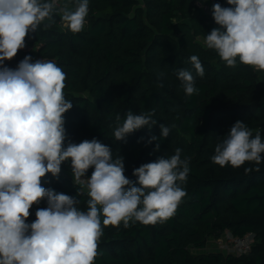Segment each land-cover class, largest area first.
Wrapping results in <instances>:
<instances>
[{"label":"trees","instance_id":"1","mask_svg":"<svg viewBox=\"0 0 264 264\" xmlns=\"http://www.w3.org/2000/svg\"><path fill=\"white\" fill-rule=\"evenodd\" d=\"M204 1L209 9L202 0H144L143 6H137L139 0H89L79 33L62 28L56 10L52 20L26 36L29 50L20 49L3 62L14 70L30 53L33 62L42 56L66 74L63 93L73 107L64 113L65 147L97 139L111 148L113 159L124 158L125 175L134 182V169L171 157L177 148L189 160L187 180L180 185L186 196L175 214L150 225L104 227L94 264H264V159L238 168L211 161L216 144L237 121L253 136L260 131L264 140V71L239 61L228 67L197 39L218 27L214 4L230 7L227 0ZM67 2L74 11L79 0ZM63 4L60 0L57 9L65 8ZM136 6L141 10L130 14ZM193 55L204 68L203 77L190 62ZM180 69L191 71L198 93L185 94L176 75ZM153 109L157 124L151 130L141 128L115 140L117 114L123 122L128 111ZM160 124L170 127L168 137L161 138ZM152 136L157 140L149 143ZM93 171L90 167L85 176L90 178ZM66 172H72L70 160L62 163L58 177L46 174L42 186L75 197L78 209L86 212L88 190ZM45 207L46 198L34 204L26 222H34L37 209ZM228 230L242 237L254 233L256 241L240 255L209 250V239Z\"/></svg>","mask_w":264,"mask_h":264},{"label":"clouds","instance_id":"2","mask_svg":"<svg viewBox=\"0 0 264 264\" xmlns=\"http://www.w3.org/2000/svg\"><path fill=\"white\" fill-rule=\"evenodd\" d=\"M227 4L230 7L212 6L218 27L207 34L206 46L228 67L239 61L264 71V0H227ZM56 9V0H0V264H94L104 227L166 221L186 196L180 185L190 168L181 149L134 169V182L125 175L124 158L113 159L111 148L97 139L64 146V113L73 105L63 93L66 74L55 62H33L25 56L14 70L3 66L26 46L30 32L52 20ZM88 13L89 0H79L74 11L60 9L62 22L73 33L84 29ZM190 62L203 77L199 58L193 55ZM176 75L186 95L198 93L191 71L180 69ZM154 111H128L123 122L117 114L115 140L141 128L151 130L157 124ZM159 127L161 138L168 137L170 127ZM153 140L157 137L149 143ZM262 154L260 131L253 136L245 123L237 121L216 144L211 161L238 168L246 162L259 165ZM68 160L75 183L88 190L86 212L78 209L75 197L42 186V178L48 173L58 177ZM90 167L94 171L84 178ZM44 198L47 207L37 209L35 221L27 223L30 208Z\"/></svg>","mask_w":264,"mask_h":264},{"label":"rangeland","instance_id":"3","mask_svg":"<svg viewBox=\"0 0 264 264\" xmlns=\"http://www.w3.org/2000/svg\"><path fill=\"white\" fill-rule=\"evenodd\" d=\"M66 1V2H65ZM62 2L64 3L63 5H65L64 7L67 8L68 10H71L72 9V5L68 4L67 0H62ZM203 4L205 3H208V1H204L202 0ZM144 5V0H139V4L137 6H143ZM134 7L133 10L131 11L130 14H136L138 11H140L141 9H139L140 7L137 8ZM206 6V5H205ZM63 9V8H61ZM60 12V9H56ZM144 14V12H143ZM60 23L62 24L61 27L65 28L66 26L64 25V23L62 21H60ZM197 39L200 41V42H203L205 43V38L203 36H198ZM29 44V43H28ZM34 46V45H33ZM34 51L36 53V48H34ZM36 60H38V58H36ZM67 173V172H66ZM69 175L72 176L71 173H67ZM70 176V177H71ZM72 179L74 180L73 176H72ZM232 232L231 231H226L220 238H210L209 239V243H208V249L209 250H221V251H224L226 254L228 253V250H229V240L232 239ZM248 240H250L251 242V246L253 243H255V234L253 235H249L247 236ZM236 253V252H235ZM237 254V253H236Z\"/></svg>","mask_w":264,"mask_h":264},{"label":"built area","instance_id":"4","mask_svg":"<svg viewBox=\"0 0 264 264\" xmlns=\"http://www.w3.org/2000/svg\"><path fill=\"white\" fill-rule=\"evenodd\" d=\"M56 5H57V7L60 6V0H56ZM205 5H206L205 8H207V9L210 8L209 3H207ZM25 45L26 46L24 47V49L25 50H29L30 47L28 46V44H26V42H25ZM26 56H31L32 60H33V56L30 53H28ZM37 58H38V60H42L43 59L42 56H38ZM84 178H88V177L85 176ZM248 234L249 235H252V234L254 235V233H251V232L247 233L243 237L242 236H234V235H232L231 236L232 239L229 240V247L230 248H229L228 252L232 251V252H236L237 254L240 255L242 253H245V252L249 251L250 248H251V242L247 238Z\"/></svg>","mask_w":264,"mask_h":264}]
</instances>
